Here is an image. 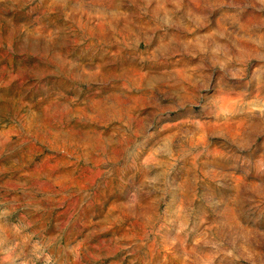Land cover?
I'll use <instances>...</instances> for the list:
<instances>
[{
  "label": "rangeland",
  "instance_id": "374dc122",
  "mask_svg": "<svg viewBox=\"0 0 264 264\" xmlns=\"http://www.w3.org/2000/svg\"><path fill=\"white\" fill-rule=\"evenodd\" d=\"M0 264H264V0H0Z\"/></svg>",
  "mask_w": 264,
  "mask_h": 264
}]
</instances>
